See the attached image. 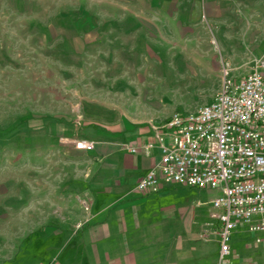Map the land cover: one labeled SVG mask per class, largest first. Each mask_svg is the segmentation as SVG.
Listing matches in <instances>:
<instances>
[{
	"label": "rangeland",
	"instance_id": "obj_1",
	"mask_svg": "<svg viewBox=\"0 0 264 264\" xmlns=\"http://www.w3.org/2000/svg\"><path fill=\"white\" fill-rule=\"evenodd\" d=\"M263 60L264 0H0V264H30L59 230L89 231L98 191L74 141L193 112L225 72L238 81ZM172 188L119 209L136 261L264 264L262 235L244 228L220 261L219 192Z\"/></svg>",
	"mask_w": 264,
	"mask_h": 264
},
{
	"label": "built area",
	"instance_id": "obj_2",
	"mask_svg": "<svg viewBox=\"0 0 264 264\" xmlns=\"http://www.w3.org/2000/svg\"><path fill=\"white\" fill-rule=\"evenodd\" d=\"M153 136L129 147L131 153L158 151V159L136 190L157 194L166 187L213 190L220 261L231 255L232 234L240 228L264 233V60L238 81L224 73L221 89L193 112H175L151 124ZM78 150L94 144L74 141ZM260 239H257L259 242Z\"/></svg>",
	"mask_w": 264,
	"mask_h": 264
},
{
	"label": "crops",
	"instance_id": "obj_3",
	"mask_svg": "<svg viewBox=\"0 0 264 264\" xmlns=\"http://www.w3.org/2000/svg\"><path fill=\"white\" fill-rule=\"evenodd\" d=\"M250 70L247 72L250 73ZM162 121L144 124L140 121L119 119L114 124L110 123L108 127H102V131L98 132V136L92 141L94 149L81 150L88 152V156H85L91 160L88 176L93 178L90 179L89 190L98 191L92 200L89 231L73 236L59 230L52 238L53 242L48 240L49 243L43 247L41 256L37 257L38 252L31 254L30 264H142L140 262L142 260L136 261L133 255L136 253H132L131 256L128 248L124 246L127 236L122 230L117 229L120 220L119 209L128 211L136 208L137 211L138 205L158 202L160 194L163 197V194L173 189L162 188L157 194L151 195L138 192L137 182L157 161L158 151L154 149L149 154L142 150L135 153L129 151V147L145 143L152 138L151 124L158 125ZM117 203L118 208L111 212L110 208ZM103 223L110 225V228L105 231ZM260 235L264 239V233ZM133 250L137 251L139 248L135 246L130 249L131 252Z\"/></svg>",
	"mask_w": 264,
	"mask_h": 264
}]
</instances>
